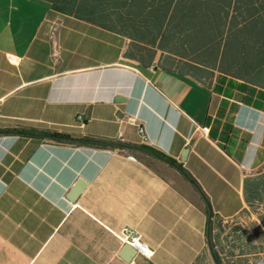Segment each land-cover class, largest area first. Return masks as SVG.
Wrapping results in <instances>:
<instances>
[{
	"label": "crops",
	"instance_id": "0c3cea01",
	"mask_svg": "<svg viewBox=\"0 0 264 264\" xmlns=\"http://www.w3.org/2000/svg\"><path fill=\"white\" fill-rule=\"evenodd\" d=\"M186 60L46 0H0V129L138 147L0 135V264H193L209 250L210 209L234 220L264 168V89Z\"/></svg>",
	"mask_w": 264,
	"mask_h": 264
},
{
	"label": "trees",
	"instance_id": "16d2710c",
	"mask_svg": "<svg viewBox=\"0 0 264 264\" xmlns=\"http://www.w3.org/2000/svg\"><path fill=\"white\" fill-rule=\"evenodd\" d=\"M46 1L61 14L127 38H142L155 48L175 49L178 55L187 57L188 62L183 64L187 68H218L264 89V0ZM0 135L97 149L138 148L116 140L77 138L57 131L12 128L0 129ZM244 197L247 207L235 219L255 215L252 229L237 225L227 231L223 220L211 209L209 250L193 264L202 260L213 264H264V168L245 178Z\"/></svg>",
	"mask_w": 264,
	"mask_h": 264
},
{
	"label": "built area",
	"instance_id": "2783aa9c",
	"mask_svg": "<svg viewBox=\"0 0 264 264\" xmlns=\"http://www.w3.org/2000/svg\"><path fill=\"white\" fill-rule=\"evenodd\" d=\"M61 23L57 22L54 27L53 31H57L58 28L60 27ZM9 60L11 63L15 64L18 62V58L16 56H9ZM131 121L134 122L133 118H130ZM77 121L79 123H83V116H78ZM139 126V133L142 136L144 140L147 139V133L145 130L144 124H138ZM210 131L209 127H204L203 132L204 134H208ZM121 239L124 244L129 245L131 248L135 250V252L144 255V256H151L153 251L149 247V245L142 240V237L140 234L129 232L128 230H123L121 232Z\"/></svg>",
	"mask_w": 264,
	"mask_h": 264
},
{
	"label": "rangeland",
	"instance_id": "374dc122",
	"mask_svg": "<svg viewBox=\"0 0 264 264\" xmlns=\"http://www.w3.org/2000/svg\"><path fill=\"white\" fill-rule=\"evenodd\" d=\"M256 220V216L255 215H246V216H242L238 219H235V220H232V221H229V222H223L222 224L226 227V230L229 231L230 228L234 227V226H242V227H245V228H251V223L253 221ZM199 264H213L211 260H202Z\"/></svg>",
	"mask_w": 264,
	"mask_h": 264
},
{
	"label": "water",
	"instance_id": "95a60500",
	"mask_svg": "<svg viewBox=\"0 0 264 264\" xmlns=\"http://www.w3.org/2000/svg\"><path fill=\"white\" fill-rule=\"evenodd\" d=\"M83 184L82 183H78V185L74 188V190L72 191V196L74 199V197H76L78 194H80L82 191H83ZM211 219H212V212H211V209H210V219H209V226L211 224Z\"/></svg>",
	"mask_w": 264,
	"mask_h": 264
}]
</instances>
